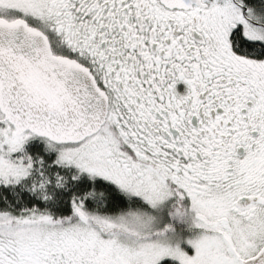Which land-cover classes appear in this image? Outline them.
I'll use <instances>...</instances> for the list:
<instances>
[{
  "label": "snow or ice",
  "instance_id": "obj_1",
  "mask_svg": "<svg viewBox=\"0 0 264 264\" xmlns=\"http://www.w3.org/2000/svg\"><path fill=\"white\" fill-rule=\"evenodd\" d=\"M0 264H264V0H0Z\"/></svg>",
  "mask_w": 264,
  "mask_h": 264
}]
</instances>
